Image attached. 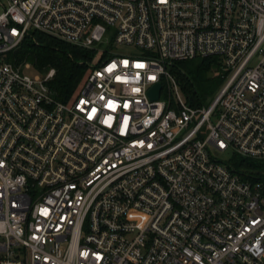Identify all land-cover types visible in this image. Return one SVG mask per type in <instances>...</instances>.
Returning <instances> with one entry per match:
<instances>
[{
	"label": "built area",
	"instance_id": "built-area-1",
	"mask_svg": "<svg viewBox=\"0 0 264 264\" xmlns=\"http://www.w3.org/2000/svg\"><path fill=\"white\" fill-rule=\"evenodd\" d=\"M36 31L104 55L68 103L7 58ZM205 56L206 106L171 71ZM223 152L264 158V0H0V264H264V171Z\"/></svg>",
	"mask_w": 264,
	"mask_h": 264
},
{
	"label": "trees",
	"instance_id": "trees-1",
	"mask_svg": "<svg viewBox=\"0 0 264 264\" xmlns=\"http://www.w3.org/2000/svg\"><path fill=\"white\" fill-rule=\"evenodd\" d=\"M31 35L32 38H23L17 48L6 53L8 60L16 66L28 62L41 72L54 68L52 78L48 81L49 88L52 96L67 103L83 86V81L89 72L87 61L92 52L39 31ZM216 59L215 56H205L177 61L171 71L180 81L185 93L198 97L195 93L194 81L200 79L211 65H217ZM245 166L251 168V163L244 157H239L233 163L236 170Z\"/></svg>",
	"mask_w": 264,
	"mask_h": 264
},
{
	"label": "rangeland",
	"instance_id": "rangeland-1",
	"mask_svg": "<svg viewBox=\"0 0 264 264\" xmlns=\"http://www.w3.org/2000/svg\"><path fill=\"white\" fill-rule=\"evenodd\" d=\"M131 47V46H128ZM128 47H124L121 45H115L114 49L116 51H126L128 50ZM92 55L89 59L92 65H96L103 57V53L99 51H91ZM218 61V58L216 59V62ZM218 63V62H217ZM23 72L31 77L36 76L37 74H42L41 71L38 69H35L33 66L29 65L27 67H23ZM90 70V68H89ZM222 72V69L219 66V63L217 65H211L201 76L200 79H196L194 81V89L196 95H198V98L200 100V104L206 106V104L209 102L211 98L215 96V93L217 92L219 86L221 85V79L219 78L220 74ZM206 92V93H205ZM68 103V102H67ZM221 158H225L228 161H230L232 164L239 159V157L242 156H232L230 153L223 152L219 154ZM247 161L251 163V168L245 166V167H239L244 170L249 169H256L260 171H264V158H246ZM238 168V169H239Z\"/></svg>",
	"mask_w": 264,
	"mask_h": 264
},
{
	"label": "water",
	"instance_id": "water-1",
	"mask_svg": "<svg viewBox=\"0 0 264 264\" xmlns=\"http://www.w3.org/2000/svg\"><path fill=\"white\" fill-rule=\"evenodd\" d=\"M160 89V84L159 83H154L150 90L148 91L149 96H151V98H158V92Z\"/></svg>",
	"mask_w": 264,
	"mask_h": 264
}]
</instances>
